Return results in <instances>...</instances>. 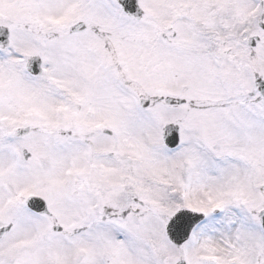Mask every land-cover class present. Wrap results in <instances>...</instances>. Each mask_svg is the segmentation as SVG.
<instances>
[{
    "label": "snow or ice",
    "instance_id": "6c2138e0",
    "mask_svg": "<svg viewBox=\"0 0 264 264\" xmlns=\"http://www.w3.org/2000/svg\"><path fill=\"white\" fill-rule=\"evenodd\" d=\"M0 264H264V0H0Z\"/></svg>",
    "mask_w": 264,
    "mask_h": 264
}]
</instances>
